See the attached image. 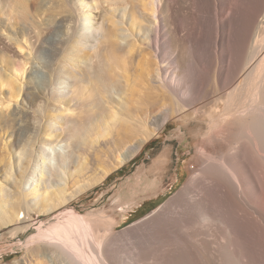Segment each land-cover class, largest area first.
Wrapping results in <instances>:
<instances>
[{"label":"bare ground","instance_id":"6f19581e","mask_svg":"<svg viewBox=\"0 0 264 264\" xmlns=\"http://www.w3.org/2000/svg\"><path fill=\"white\" fill-rule=\"evenodd\" d=\"M45 1L0 0V32L6 21L13 29L22 21L28 39L15 46L30 51L18 73L0 49L6 66L0 87L12 84L6 108L23 95L31 134L11 148L0 137V229L25 231L36 221L19 215L38 168L47 175L37 183L44 190L37 213L54 219L29 241L39 244L35 253L48 264H264V0H66L61 12L53 11L58 21L42 23L41 14L53 10L46 11ZM32 59L36 71L27 69ZM57 66L59 83L53 80ZM44 73L49 79L42 81ZM67 75L76 80L65 103L78 110L66 121L77 156L53 143L50 152L41 150L39 166L38 139L52 136L60 120L49 110L50 92ZM17 115L0 116V132L13 127L22 135ZM173 124L178 128L153 168L138 170H170L179 144L168 187L152 188L156 180L131 189L120 211L113 204L118 216L107 221L98 211L82 215L69 208ZM185 155L192 169L184 185L151 217L119 231L125 212L173 190ZM54 174L61 182L68 175L70 183L50 192ZM146 183L157 191L146 194Z\"/></svg>","mask_w":264,"mask_h":264},{"label":"rangeland","instance_id":"374dc122","mask_svg":"<svg viewBox=\"0 0 264 264\" xmlns=\"http://www.w3.org/2000/svg\"><path fill=\"white\" fill-rule=\"evenodd\" d=\"M62 1H66V0H52V1L46 0L45 1V5L47 8V9L45 8L46 11L49 9H53V10H50L49 12L47 11V13H44V16L42 13L41 14L42 16H40L41 18L39 17L41 20L40 19L39 20L42 23H46L47 21L49 23L50 21L52 22V20L54 21V19L57 20L58 18H60L61 17L60 15L57 17L59 11L61 12V8L59 10V7H64V6L66 7V4H64V6L62 5L63 4ZM89 1H91V0H89ZM49 2H51V3H49ZM58 3L60 6H58ZM48 5H50L51 7ZM52 6H54L55 8L57 7L58 10H56L57 8L55 9ZM53 11L58 12V13L54 14ZM127 12H128L129 20H132V15H131V13H129V9ZM51 14H52V16H51ZM52 17H53V19H52ZM22 24H23V22L18 20V22L16 24V28L13 29L11 27L10 23L6 21L5 29L2 32H0V39H1L0 49L3 50L4 54H7V56H8L5 59L6 61L12 60L15 63V68H16L18 73L22 72L21 70L23 69V65L25 64V62L23 61V57H27L28 54L30 53V51L27 50L28 47L23 48V50H21L17 46H15L16 42L22 41V40H23L22 42H26L28 39V37H25V35L22 31V27L24 26ZM5 47L7 49H5ZM5 50L8 53H5ZM16 50H17V52H15ZM1 54H3V53H1ZM43 57L45 58V56H43ZM82 65H80V66L85 67L84 65L83 66ZM5 67H6L5 63H3V64L0 63V73L5 71ZM39 67L40 66H39V64H37V61L32 59L30 64H28L27 69L31 70L33 68V71H36V69H38ZM59 70H60V68H59V66H57L56 71H55L54 76H53V80L55 81V83L60 82ZM63 72H64V70H63ZM118 73L121 74V71L119 70ZM26 75L27 74L25 73V75H24L25 78L22 80L23 83H26ZM40 79L46 80V79H49V76H46L44 73ZM44 80H42V81H44ZM10 81L11 80H9L7 82V84H9ZM65 82H66L65 84L62 83L61 85L60 84L55 85L53 87V90H51V92H50V97L48 99V104L50 105L49 110H50L52 115H59L60 120H59V123L57 124V126L55 128V131H53L52 136L48 137L47 135H44V133H43L38 139L35 156L39 161V166L42 165V162H40V160L42 159V151L46 150L48 153V151H49L48 149L52 148L51 144H53V143L61 142L67 148L69 147L68 149H66V150H68L67 152H71V154L74 153L73 156H75V157L77 156L76 152L74 151V148L72 149V144H71L72 140H70V138L68 136V130H69L70 125H68V123H66V121L75 119L76 115L78 113V110H76V107L74 106V104L69 105V104L65 103L66 98H69L70 94H72V92L74 91L73 88L76 86V80L73 78H70L67 75L65 77ZM9 86L12 87V84L10 83ZM9 86H7L8 88L7 87L6 88L0 87V116H2V117L4 116V118H5L4 120H6L8 118L5 116H9L15 111L16 113H18L17 118L20 119L19 128L24 130L22 135H21V133H19L20 132L19 129L17 130L13 127L8 128L7 130L4 131V133L0 132V137H2L5 140V142L7 143V147L11 148L12 145H14L19 139L22 140V143L24 144V141L28 140L31 137L30 136L31 134L28 130L25 129V127L29 124L30 111L23 104V98H24L23 95H21L18 98L17 102H15V101L11 102L10 106L6 108L7 104L5 102H7L8 98H10V91H11V89H9L10 88ZM35 92H37V91H35ZM3 103H5V104H3ZM109 106L112 107L111 109L113 112H117L118 109H117V106L115 104H109ZM17 128H18V126H17ZM177 128H178L177 124H173V125L169 126L167 128L165 134H163L162 138L157 139V140L153 141L152 143H150L144 149L143 153L139 157H137L134 161H132L128 165H126V166L118 169L117 171H115L107 179V181L104 183V185L96 187L92 191H90L84 195H81L77 199H76V197L73 198L74 201L69 206V208L77 210V212H80L82 215H86L89 212H97L98 211V213H99L98 216H100L101 218L102 217L105 218L107 215H108V217L110 216L109 218H111V215L112 216L113 215L118 216V213H115V211L113 209L114 208L113 204L115 206H117L118 207L117 210L120 211L121 206L127 202L126 201L127 198L128 199L131 198L132 197L131 194L132 193L134 194V191L131 189L135 190V188H136V190L138 191V190L142 189L145 182L154 183L156 180L157 181L155 182V185L153 184L154 186L150 185L152 183H150V184L146 183L147 185L148 184L150 185V187L147 188L148 193L146 192V194H152L151 191H153V193H154L155 191L158 190V188L163 187V186L168 187L169 186L168 183L170 182V184H171L172 181H170V180H172V178L174 176L173 173L175 172V169L178 165L176 150H177V147L179 146V144H175L173 146V147H175V149L173 150V152H174L172 155L173 163L170 167V170L167 169V170H165L166 172L165 171H160V172L156 171V172H153V174L152 173H149V174L141 173L140 175L138 173V170L143 165H145L147 170H150L151 168H153V160H155L164 151V149L169 144V141L167 138H169V136L172 135V132ZM190 130L191 129H189L188 131L190 132ZM4 136H6V137H4ZM20 137H22V139ZM0 144H1V142H0ZM47 147H48V149H47ZM1 149L2 148H0V150ZM0 153H1L0 156L2 157L3 153L1 151H0ZM1 157H0V159H2V160H0L1 161L0 168L3 167L4 160H5V156H3L2 158ZM68 161H67V163L69 164ZM70 162H72V160ZM34 168H35V164H33V169ZM35 169H36V175L34 177L35 180L30 185L26 186L24 188V191H23L24 199H25L27 204H25L24 208L22 209L21 214L19 215V218L21 221H24V220H26V218H28L27 217L28 215H31L32 218L34 217L36 219V221L33 222V225L28 230H25V231L14 230V232H13L12 229H14V227H12V226H10V227L6 226V227H3L2 229H0V264H48V262L45 259L38 257L35 253L38 249H40V246H38V248H37V245H39V244L34 242L33 245H31V241H29L32 239V237H35L38 235V233H39L38 228L39 227H42L43 229H47V227L50 224L49 222L51 221V219L52 220L54 219V216H49L44 212L43 213H37V208H38V206L36 205L37 201H39L40 199H42L44 197V195H43L44 190L41 189L40 186H37V185L38 184L40 185V183L43 184V182L45 183L46 177H44V175H47V174H44V172H41V170L38 168H35ZM191 169H192L191 156L185 155L179 163V175H180L181 179H180L179 183H177L174 186L173 190H171L170 192L168 191L169 193L167 192L164 195H160L158 198L148 199L147 201H145L143 203V205L141 207H139L135 210H132V211L130 210V212L128 211V213L125 212L124 214L127 216H125L124 223L118 228V230L119 231H125V230L129 229L130 227L132 228V227L140 224L141 222H143L147 218L151 217L153 214H155L161 208H163L167 204V202L170 200V198H172L176 194V192L184 185L185 181L190 176ZM66 171H67V173H69L68 172L69 169H67ZM52 174H53V172H52ZM55 176H56L55 174H54V176H52L53 184L48 189V191H50V192H52V191L55 192V191H57L58 188L64 187L65 182H67V184L70 183V179H69L68 175L66 177H64V181H62V182L58 177H55ZM44 179H45V181H42V182L40 181V180H44ZM2 181H5L4 177H2ZM57 181H59V182H57ZM58 183H59V185H57ZM160 183L162 185H160ZM140 184H142V186H140ZM156 184H159L160 187ZM151 186H152V188H155V189L157 188V190L154 191L151 188ZM144 187H146V185ZM73 191H75V189L70 190L69 194L74 193ZM124 198H126V199H124ZM118 204H120L121 206H119ZM26 207H27V209H26ZM110 207L112 209H110ZM108 208L111 210V212L114 211V214L110 213V211H108ZM117 210H116V212H117ZM100 211H102L101 214H100ZM25 216H26V218L24 219ZM102 220L100 219L101 222H102ZM105 220L107 221L109 219H107V217H106ZM104 222L105 221L103 220V223ZM103 223H101V224H103ZM11 230H12V232H11ZM28 243H30V245ZM56 264H61V263L57 262Z\"/></svg>","mask_w":264,"mask_h":264},{"label":"snow or ice","instance_id":"6c2138e0","mask_svg":"<svg viewBox=\"0 0 264 264\" xmlns=\"http://www.w3.org/2000/svg\"><path fill=\"white\" fill-rule=\"evenodd\" d=\"M111 243H113V244L118 243V238H114L113 241H111Z\"/></svg>","mask_w":264,"mask_h":264}]
</instances>
